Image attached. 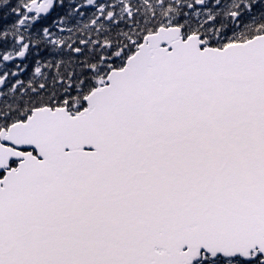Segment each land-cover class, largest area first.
Returning a JSON list of instances; mask_svg holds the SVG:
<instances>
[{"label": "snow or ice", "instance_id": "obj_1", "mask_svg": "<svg viewBox=\"0 0 264 264\" xmlns=\"http://www.w3.org/2000/svg\"><path fill=\"white\" fill-rule=\"evenodd\" d=\"M0 264H264V0H0Z\"/></svg>", "mask_w": 264, "mask_h": 264}]
</instances>
